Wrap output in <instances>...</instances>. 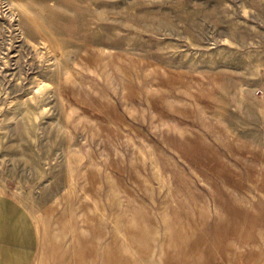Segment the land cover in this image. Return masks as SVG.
Listing matches in <instances>:
<instances>
[{
  "label": "rangeland",
  "instance_id": "rangeland-1",
  "mask_svg": "<svg viewBox=\"0 0 264 264\" xmlns=\"http://www.w3.org/2000/svg\"><path fill=\"white\" fill-rule=\"evenodd\" d=\"M0 196L33 264H264V0H0Z\"/></svg>",
  "mask_w": 264,
  "mask_h": 264
},
{
  "label": "crops",
  "instance_id": "crops-1",
  "mask_svg": "<svg viewBox=\"0 0 264 264\" xmlns=\"http://www.w3.org/2000/svg\"><path fill=\"white\" fill-rule=\"evenodd\" d=\"M32 229L26 213L0 196V264H33Z\"/></svg>",
  "mask_w": 264,
  "mask_h": 264
}]
</instances>
